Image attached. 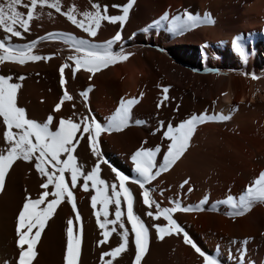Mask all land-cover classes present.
Wrapping results in <instances>:
<instances>
[{
    "label": "bare ground",
    "instance_id": "6f19581e",
    "mask_svg": "<svg viewBox=\"0 0 264 264\" xmlns=\"http://www.w3.org/2000/svg\"><path fill=\"white\" fill-rule=\"evenodd\" d=\"M91 2L100 4L102 9L107 6L108 15H120L127 0H60V5L62 11L74 6L77 20L88 26L80 13L91 11ZM19 10L26 15V9ZM185 10L201 20L207 12L214 24L200 23L180 31L170 29V24L182 22ZM35 11L40 13L39 18L30 20V31L22 32V39L9 37L3 42L19 46L35 40L33 53L49 56V60L29 61L24 65L8 61L0 64V75L21 84L17 90L18 106L25 108L26 116L43 122L51 114L57 122L61 117L79 122L77 117L90 115L103 125L114 116L121 98H138L130 109L127 127L103 132L96 138L103 158L99 177L108 184L106 195H110L112 183L119 188L112 168L129 178L137 175L131 162L137 148L159 145L161 151L156 158L159 166L169 143L163 133L170 124L174 127L193 114L229 116L226 121L212 119L197 124L183 156L145 187H151L152 198L162 207L172 206L169 198L179 199L186 207L204 201L203 211L176 212L173 218L193 243L218 259L219 264H264V203H255L244 215L233 217L234 209L227 202L231 196L238 203L245 187L264 171V0H134L123 28L119 22L102 21L94 37L75 27L55 9L38 6ZM165 12L167 18L161 20ZM173 16L180 19L173 21ZM117 31L121 32V39L112 45V50L130 53L126 60L110 64L97 73H86L82 68L72 73L75 65L67 58L79 53L66 43L69 37L86 40L89 45H102ZM48 34L54 35L49 38ZM4 35L0 30V40ZM235 36L242 38L243 60L231 47ZM61 63L68 65L63 73V91L72 100L64 101L60 110L52 112L63 94L58 71ZM19 76L25 78L20 81ZM163 86L169 88L167 100L163 99ZM85 90H88L86 100L80 95ZM158 102L162 104L159 109ZM137 120L143 124L137 125ZM50 128L54 131L55 125ZM3 147L0 124V148ZM74 155L85 172L96 163L86 138H81ZM33 164L34 161H15L0 191V264H15L18 257L15 226L24 196L36 198L42 191L39 185L43 178ZM65 180L70 185L67 173ZM185 180L189 183L181 188ZM83 183L78 179V185ZM126 187L134 197V213L150 228L153 221L145 215L138 184L129 181ZM87 189L83 191L79 186L71 189L81 217L78 264H101V253L119 245L120 229L113 224L105 225L104 229L97 227V217L92 215L91 196L95 193L91 181ZM120 199L123 201L122 196ZM99 209L98 201L96 211ZM152 210L155 211L154 207ZM107 211L108 218L114 219L115 204H110ZM122 213L125 229L130 234L131 226L127 224L123 206ZM70 218L75 233V214L64 200L41 233L33 264H63L65 229ZM99 219L103 223L104 217ZM157 222L166 223L162 218ZM102 231L110 233L107 243H98L104 239L100 235ZM233 241H246L243 250ZM134 257L135 247L129 244L125 252L117 257H105V261L132 264ZM140 264H202V258L184 243L182 236L168 235L158 241L155 230L150 228L148 247Z\"/></svg>",
    "mask_w": 264,
    "mask_h": 264
},
{
    "label": "snow or ice",
    "instance_id": "6c2138e0",
    "mask_svg": "<svg viewBox=\"0 0 264 264\" xmlns=\"http://www.w3.org/2000/svg\"><path fill=\"white\" fill-rule=\"evenodd\" d=\"M134 0H127L121 8L120 15H108L107 6L103 9L100 4L91 2V11L80 13L88 23L85 26L83 21H78L76 18V9L74 6H69L67 11L61 10L60 0H3L0 3V30L5 34L3 40H0V64L6 61L18 65H24L26 62H36L49 60V56H41L33 53L37 41L33 40L27 44L19 46H11L3 41L9 37L22 39V32L30 31L29 22L33 18H39L40 13L35 11L39 6L43 9L45 6L48 9H55L61 16L71 22L75 27L87 33L89 37H94L97 34V28L102 21H107L110 24L119 22L120 28H123L128 17L129 10L132 8ZM116 7V5H113ZM26 9V15L19 9ZM167 18V12L160 18ZM180 19L173 16L172 20ZM155 23V22H154ZM200 23L208 25L214 24L210 15L205 12L203 20L199 16L190 14L187 10L183 13V20L180 24H170V29L180 31L189 27H196ZM151 27V25H149ZM147 31V29H143ZM54 34H48L52 38ZM121 39V32L117 31L115 35L104 42L102 45H89L86 40H75L69 37L66 43L79 55H70V59L75 67L71 68L73 74L78 69L82 68L86 73H97L102 68H107L110 64L117 61H123L128 58L130 53L114 52L112 45ZM231 47L236 52L241 60L245 57L242 38L235 36L232 38ZM67 64L61 63L58 71L60 76V87L62 91L65 88V77L63 75ZM25 77L19 76L18 80L22 81ZM253 79L256 77L253 75ZM89 80L92 76L89 75ZM11 77L0 75V124H2V141L3 148H0V191H3L5 186L6 174L13 166L15 161H34L33 167L37 174L43 178V182L39 187L42 189L36 198L30 197L28 194L24 196V203L16 217V248L18 249V257L15 264H33V259L36 256L35 246L37 245L42 231L46 227V223L53 217L57 211V206L62 201L66 200L68 205H71L72 212L75 214V233L73 231V219H68L65 229L67 242L63 253V264H78V256L81 247V217L77 211V206L74 203V195L71 189L80 187L81 190L87 191V184L91 181L92 191L95 193L91 196V206L93 208L92 215L97 217V227L104 229L105 225H118L119 245L112 248L108 252L101 253V264H112L111 260L105 261V257H117L127 250L129 244L135 247V257L132 264H140L141 257L147 250L149 243L150 228L155 230L156 239L159 241L164 236L177 235L182 236L186 245H190L193 250L202 258V264H219L218 259L206 254L202 251L187 234L183 232L182 227L173 218L176 212H191L203 211L204 201L201 200L195 206H182L179 199L173 200L169 198L171 207H162L160 203L154 200L151 196L150 182L155 180L161 172L171 168L185 153L189 147V141L193 136L197 124H202L206 120H222L229 119L227 115L217 114L215 117H208L201 113L199 116L193 114L190 117L182 120L174 127L170 124L163 137L169 141L167 150L163 152V160L157 166V153L161 151L159 145L155 148H137L131 155L133 171L137 174L133 178L122 175L115 168L112 171L115 173L116 180L119 181V188L115 183L111 184L110 195L105 194V189L108 186L107 182L99 177L100 162L103 159L99 154V145L97 137L103 132L121 131L129 124L130 109L132 105L138 102V98L124 99L121 98L119 106L115 109L114 116L110 118L107 124H101L96 119L86 115L83 118L77 117L79 122H74L72 118L61 117L57 122L53 115L49 114L43 122H37L34 119L26 116V110L18 106L17 90L21 87L20 83L10 82ZM161 87L160 85H157ZM168 86L162 87L164 100H167ZM85 90L80 93L82 97L87 99ZM143 93H141V96ZM72 100V96L67 91L59 97V101L54 105L52 112H57L61 109V104L64 101ZM73 107H75L73 105ZM87 107V104H85ZM157 109L162 107L160 102L156 105ZM234 110V109H233ZM137 125L143 124V121L137 120ZM50 125H55V130H51ZM158 131V129L156 130ZM155 134V132L153 133ZM81 138H86L88 146L91 149L92 155L96 157V163L89 171L84 170V166L78 163L77 156L74 151L80 143ZM144 143V142H142ZM70 176V185L66 183L65 174ZM78 179L83 180V184L78 185ZM138 184L140 189V197L145 206V215L150 218V228L146 226L141 217L134 213V197L129 187H126V182ZM189 183L185 180L180 185L181 188ZM49 186H51L49 190ZM161 190V194H162ZM189 192L192 188L189 187ZM123 197L121 201L120 197ZM99 201L100 209L96 211V205ZM227 202L234 211L231 216H242L255 203H264V171H261L256 179L250 185L246 186L243 194L239 197V202H234L231 196L227 197ZM115 204L114 219L108 218V206ZM122 206L127 211V224L131 226V232L125 229V223L122 220ZM155 209L153 211L152 209ZM103 216L104 221L101 223L99 217ZM162 218L166 221L165 224L158 223V219ZM23 229V231H22ZM34 230V231H33ZM116 231L115 228L112 229ZM100 235L104 238L98 243H107L110 235L109 231H102ZM130 236V239L128 237ZM239 243L241 251L246 241H233ZM26 245V247H24ZM7 264V262H5Z\"/></svg>",
    "mask_w": 264,
    "mask_h": 264
}]
</instances>
